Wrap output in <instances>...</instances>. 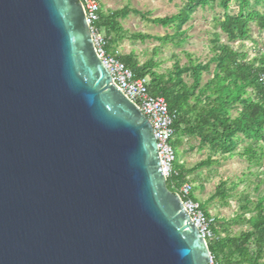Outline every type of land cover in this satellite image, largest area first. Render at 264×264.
<instances>
[{"label": "water", "instance_id": "1", "mask_svg": "<svg viewBox=\"0 0 264 264\" xmlns=\"http://www.w3.org/2000/svg\"><path fill=\"white\" fill-rule=\"evenodd\" d=\"M79 0H0V264H212Z\"/></svg>", "mask_w": 264, "mask_h": 264}, {"label": "trees", "instance_id": "2", "mask_svg": "<svg viewBox=\"0 0 264 264\" xmlns=\"http://www.w3.org/2000/svg\"><path fill=\"white\" fill-rule=\"evenodd\" d=\"M215 0H185L183 8L172 17L158 18L154 24L163 27L174 26L172 37H158L164 43L172 39L183 38L188 24L199 8L210 6ZM234 0H221L224 10L219 22L220 29L227 37L223 43L219 38L214 40L213 56L206 63L188 61V66L175 62L173 69L167 74L157 69L160 63L150 60L144 64L139 62L138 56L129 54H115L114 45L124 37L125 30L120 20L130 13L129 8L102 13L100 28L108 39L106 51L116 56L137 78L150 79V92L155 97L163 98L171 113L176 114L174 122L175 146L181 145L182 136L197 137L203 146L208 145L215 154L227 160L234 156L240 137L251 141L243 152L248 162L261 165L264 161V84L260 81L264 76V52L259 51L257 57L249 59L244 50V42L251 41V24L255 23L264 30V14L251 8L249 0H237L239 12H230ZM135 38L144 41L148 36L134 34ZM182 40H185L183 38ZM240 42L241 48L235 49L233 43ZM214 65V69L212 66ZM189 74L192 82L185 81L184 75ZM205 74L211 76L203 82ZM178 159V166L167 180L168 189L179 192V188L188 178L186 170ZM212 158L196 165L203 168L213 164ZM195 182V180H190ZM199 201L198 198H193ZM200 202V201H199ZM249 202V201H248ZM206 213L207 206H203ZM241 219V217L239 218ZM219 222V219L217 218ZM225 231L231 228L227 220ZM232 223H238V220ZM250 230L238 237H225L219 242L208 244L213 257L212 264H242L243 262L259 264L264 259V197L256 202L255 214L247 221Z\"/></svg>", "mask_w": 264, "mask_h": 264}, {"label": "rangeland", "instance_id": "3", "mask_svg": "<svg viewBox=\"0 0 264 264\" xmlns=\"http://www.w3.org/2000/svg\"><path fill=\"white\" fill-rule=\"evenodd\" d=\"M249 2L252 9L264 14V0ZM100 4L106 14L124 8L130 9L128 16L120 20L125 35L114 45L115 54L134 52L141 64L150 60L158 62L161 64L157 69L160 73L167 74L177 61L182 66H188L190 58L196 62L206 63L213 56L212 42L216 38L223 43L227 42V37L219 25L224 14L221 0H215L210 6L196 11L191 21L183 27L185 40L176 38L167 43L158 37H172L175 34L174 26L163 27L154 24V20L178 14L185 0H100ZM238 6V1L234 0L230 12L238 13ZM250 26L252 40L244 43V50L248 53L249 59L253 60L259 51L264 52V30L255 23ZM136 33L148 38L144 41L139 40L133 36ZM232 46L237 50L241 48L237 43H233ZM212 68L214 69V65ZM210 77L205 74L203 82ZM184 79L189 84L192 82L189 74H185ZM240 138L234 156L227 160L223 159V156L228 155L215 154L208 145L202 147L197 137L182 136L179 147L172 143L176 154L174 169L178 166V159H181V165L189 171V181L195 180L194 183L197 184L193 198H198L203 206H207L208 212L219 219V226L224 228L223 239L226 236L238 237L250 230L247 221L255 214L257 200L264 197V161L261 165L249 163L243 152L251 141L244 136ZM208 158H212L215 163L196 168L197 164ZM223 220H227L231 225L228 232L225 231ZM235 220H238V223H232ZM259 264H264V259Z\"/></svg>", "mask_w": 264, "mask_h": 264}, {"label": "built area", "instance_id": "4", "mask_svg": "<svg viewBox=\"0 0 264 264\" xmlns=\"http://www.w3.org/2000/svg\"><path fill=\"white\" fill-rule=\"evenodd\" d=\"M79 2L83 6L96 51L108 70L112 83L139 108L152 126L161 166L168 180L175 174L173 163L176 161V154L172 143L175 140L176 114L169 111L163 98L151 94L149 78H137L120 59L107 53L108 39L100 28L101 15L104 13L100 0H79ZM236 43L240 46V42ZM260 81L264 84V76H261ZM196 185L187 178L179 188V192L175 194L182 198L187 213L206 243L219 242L224 237V228L219 226L216 217L206 213L201 202L192 199Z\"/></svg>", "mask_w": 264, "mask_h": 264}]
</instances>
